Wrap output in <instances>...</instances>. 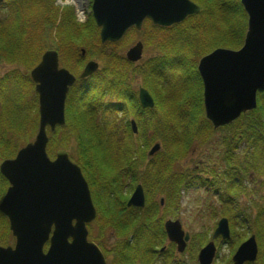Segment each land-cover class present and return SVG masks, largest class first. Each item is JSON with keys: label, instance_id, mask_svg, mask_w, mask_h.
I'll use <instances>...</instances> for the list:
<instances>
[{"label": "trees", "instance_id": "obj_1", "mask_svg": "<svg viewBox=\"0 0 264 264\" xmlns=\"http://www.w3.org/2000/svg\"><path fill=\"white\" fill-rule=\"evenodd\" d=\"M54 1L3 0L0 3V63L13 66L0 76V102L4 105L0 110V159L8 158L6 153L10 148L12 157L18 147L32 139L37 129V95L29 71L45 51L54 50L60 65L71 71L76 80L65 100V125L49 132L47 153L54 157L59 149L72 151L69 157L89 183L96 208V217L87 226L97 225L100 232L110 230L115 235V243L104 247L91 232L88 234V240H95L107 252L109 264H153L156 258H162L164 264H178L172 262V244L163 252L158 251L167 242L163 228L169 215L167 209L171 204L174 210L178 207L182 190L197 185L218 191V186L211 178L205 180L198 173L185 181L188 172L175 166L194 145H206L217 132L225 129L227 133L219 142L220 161L226 166V173L220 178L223 181L226 175L231 181L219 193V199L226 208L221 216L228 219L231 231L229 240L218 239L217 246L227 244L232 254L245 240V232L236 230V226L242 225L247 233L255 235L258 246L256 261L246 264H264V199L254 203L256 211L252 214L235 205L230 195L235 182H242L247 171H257L259 176L264 173V92L257 94L254 110L242 114L231 125L213 130L203 113L202 83L196 70L198 60L213 49L236 50L242 46L247 17L240 1L191 0L199 12L184 21L161 27L146 20L139 33L131 28L119 42L104 44L100 42L99 28L91 14L80 24L72 8L59 10ZM137 34H142L143 44L157 55L134 65L120 51ZM93 59L99 62L98 69L88 78L80 79L85 61ZM131 75L140 78L141 86L156 102L147 117L136 113L137 136L129 129L127 115H114V111L123 107L121 100L125 101V110L137 102ZM108 98L114 103H106ZM137 138L142 139L144 147L140 152L138 182L146 201L143 208L129 209L121 195L120 174L123 167L130 168L127 161L131 154L124 149L139 148L140 143L134 142ZM152 141H161L162 150L146 160V149ZM241 144L247 149L243 161L234 158ZM208 171L205 172L208 174ZM0 180L6 185L1 175ZM5 185H0V198ZM261 188L264 189V179ZM97 191L102 195L101 200L96 196ZM121 211L127 214L122 216ZM191 240L192 243L197 240L201 246L209 238L205 234ZM226 264H231L230 259Z\"/></svg>", "mask_w": 264, "mask_h": 264}, {"label": "water", "instance_id": "obj_2", "mask_svg": "<svg viewBox=\"0 0 264 264\" xmlns=\"http://www.w3.org/2000/svg\"><path fill=\"white\" fill-rule=\"evenodd\" d=\"M239 1L247 17L242 46L237 50L216 48L202 56L196 66L204 116L213 129L228 126L254 110L257 94L264 92V0ZM198 12L199 7L191 0H92L90 5L101 43L118 42L130 28L140 30L145 19L169 27ZM142 51L143 45L137 41L125 51V59L138 62ZM97 69L98 63L90 60L79 78H88ZM29 77L37 95L38 125L33 141L21 147L14 158L0 162V175L9 184L0 200V212L7 217L15 237L14 248L0 247V264H106L99 247L88 240L87 225L94 221L96 209L79 166L65 150H57L54 159L46 152L47 129L52 132L65 124L66 95L76 78L59 65L54 50L41 55ZM138 100L142 108L154 107L144 88H139ZM130 127L137 132L133 120ZM159 149V143L153 144L147 156ZM144 203L138 184L126 206L142 208ZM164 231L177 251L183 252L190 236L179 220H166ZM216 238L224 242L230 238L226 218L217 221L211 239L200 248L198 264L213 262ZM45 243L48 247L44 253ZM257 254L251 234L232 254L231 264L253 263Z\"/></svg>", "mask_w": 264, "mask_h": 264}, {"label": "rangeland", "instance_id": "obj_3", "mask_svg": "<svg viewBox=\"0 0 264 264\" xmlns=\"http://www.w3.org/2000/svg\"><path fill=\"white\" fill-rule=\"evenodd\" d=\"M2 1L3 0H0V3ZM90 5H91V3H89V0H86L85 6H84V10L83 11L80 10L81 12H79L77 4L72 3L69 0H61L60 2H58L57 0L54 1V6L57 7L59 10H63L64 8H67V7L72 8L73 11H74V15H75L76 21L78 23H80V24H84L86 22L87 18H88V15L91 14L90 13ZM0 12H1V10H0ZM0 15H1V13H0ZM145 21H143V23ZM143 23H142V26H143ZM142 26H141L140 30H136L138 33L142 30ZM125 36H126V34L122 38H124ZM141 36H142V34L135 35L134 36L135 39L133 40V42L130 45H128L125 48H123L120 51V53H122L123 56H124L125 51L130 46L134 45L137 41H140L142 43V45L144 46V49H143L144 52L142 53V59H146L149 55H151L152 54L151 49L149 47H146L143 44ZM102 44H104V43H102ZM58 58H59V56H58ZM88 61L89 60L85 61L84 65ZM93 61H96V60L93 59ZM96 62L98 63V66H99V62L98 61H96ZM130 63L135 65L136 62L135 63L134 62H130ZM59 65H60V63H59ZM12 68H13L12 65H9V64H6V63L5 64L4 63H0V76H2V74L4 72H6L7 70L8 71L12 70ZM69 72H71V71H69ZM81 72H82V70H81ZM29 73H30V71H29ZM75 78H76V76H75ZM131 80H132V82L134 84H138L140 78L139 77H135L134 78L131 75ZM4 94H7V96L10 95L9 92H5ZM154 103H155L154 104V109H155V107H156L155 100H154ZM3 107H4L3 103L0 102V110H3ZM131 108L132 107H130V105H128L126 110H124L122 112L121 111H114V115H116L117 117H121V114L123 116L127 115L128 117L129 116L133 117L134 120H135L136 112H134V110H132ZM64 110H65V108H64ZM203 113H204V111H203ZM64 116H65V119H66L65 112H64ZM134 123L136 125L137 132L133 133L132 130H131V133L134 136H137V134H138V126H137L136 122H134ZM37 125H38V121H37ZM211 127H212V125H211ZM223 127H225V126H223ZM55 129H56V127H55ZM212 129H213V127H212ZM217 129H219V128H217ZM217 129H213V130H217ZM36 131H37V129H36ZM36 131H35L32 139L29 142L33 141L34 136L36 134ZM49 132H51V131H49L47 129L48 138H49ZM8 133H9V136H11L10 132H8ZM226 133H227L226 129H225L224 132H222V131L221 132H217L214 135L213 139L209 143H207L206 145H202V146L201 145H194L195 147H193L192 150L189 151L186 154L185 158H183L182 160L177 162V164L175 166L176 168H178V170L179 169H185V171L188 172L187 177L185 176V181H186V179L188 180L192 174L194 175V174L198 173L201 176H203V178H206L205 180L209 181L210 178H211L212 181L214 180L215 184H217V186H218L217 187L218 191H214V189L206 190V188L201 187V186H197V185L192 186L191 188L182 190L180 192V194H179L178 201H177L178 207L174 210V207L171 204L169 206L170 208L167 209V212L169 213L168 218H170L171 220H176V219L179 220L183 231L184 232H188L189 236H190V239L187 242L186 247L183 250V252L181 254H179V255L177 254L182 260L185 261V264H198V262H197V254H198L200 248L203 247L207 243L206 242L203 245L199 246L196 243L197 240H195L192 243V240H191L192 237H194L196 235H205L206 234L208 236L209 240H210L211 236H212V233H213V231H214V229L216 227L217 221L220 218H226L224 216H221V212L223 211V209H226V208H224L221 205L220 199H219V195H220L219 193L231 181L229 179V177H227L226 175H225V180H223V181L221 180L222 176L226 173V166L223 163H221V161H220V155L222 153V149H221L222 147H221L219 141H220V137L222 135L226 134ZM134 142L135 143L136 142L140 143L139 151L142 153L143 150H144V147L141 145L142 144V139H138V138L134 139ZM27 143L28 142H26L25 144H27ZM151 143L152 144L146 149V151L150 150V148L155 143H159L160 144L159 151L162 150V142L161 141H155V142L152 141ZM24 145L18 147L17 150L20 149L21 147H23ZM62 150H65L67 152L68 156H70V154H72V151L70 149L69 150L68 149H62ZM9 151H12V149L10 148V150L9 149L7 150L6 154H7L8 158H10V156H11ZM46 152H47V148H46ZM246 152H247V149H245L244 145L241 144L239 146L238 150H237L236 157H234V158L235 159L237 158L238 160L243 161V159H244V157L246 155ZM14 155H15V153L13 154V156ZM47 155H48V153H47ZM48 157L50 159H54L55 156L51 157V156L48 155ZM146 158H147V152H146ZM5 159H7V158H5ZM69 159H70V157H69ZM2 160H4V158H1L0 162ZM256 161H257L258 164L261 163L259 161V159H257ZM256 169L258 170V167H256ZM207 170H210V171H208V174H207V172H205ZM140 172H141V170H140ZM257 174H258L257 171H253V172L252 171H247L244 174L245 177H242V179H241L242 182L236 181L235 184L233 185L234 187L235 186L237 187L238 185H240L241 188L237 189L235 187L233 192L230 193V195L233 198V203L235 205H241V207L244 208L245 212H250L252 214H254L255 211H256V207L254 206V203H260V201H263V199H264V189L261 188V182L264 179V173H263V175H260V176L257 175ZM212 175H214V176H212ZM236 175H237V173H236ZM233 177L237 178L235 176V173H233ZM0 185L4 186L5 184H4L3 181L1 182V180H0ZM6 187H7V183H6L5 187H4V191H5ZM132 190H134V189H132ZM0 191H2V190H0ZM4 191H3V193H4ZM130 193H131V190L130 191L129 190H125V193H123V190H121V195H122V197L124 199H126L129 196ZM144 197H146V196L144 195ZM159 198H160V194L157 195L156 199L159 200ZM162 203H163V200H162ZM162 203H161V206L163 208V204ZM144 205H145V203H144ZM230 207H232V206H230ZM171 213H173V214H171ZM229 224L230 223L228 221V225ZM1 226L2 225L0 224V227ZM242 227H244V226L238 225V226H236V230L239 231V232H243L244 231L245 232L244 239L246 240L252 233H247L245 227L244 228H242ZM87 229H88V234H89V232H91L93 238L96 239V241L103 243L104 247H110L111 245H113L115 243V239H114L115 235H114V233L112 231H110V230L104 231V229H103V232H100L101 230H100L99 226H97V225H93L92 228L87 226ZM230 229L231 228L229 227V230ZM102 233H103V236H102ZM218 239L219 238H216L214 240L215 246H217V244H218L217 243ZM91 241H93V240H91ZM96 241L94 240L93 242L97 245ZM168 241L169 240L167 239V242L164 243L166 248L170 246V243H169V246H167ZM189 242H191L190 245H189ZM158 251H159V248H158ZM173 252H174V250H173ZM173 252H171V253H173ZM232 254H231V248L227 244L220 245L219 247L217 246V250H216L215 255H218V257H217V259L214 258V260H213V262L211 264H226L228 259L231 258ZM104 258L106 260V264H109V259H110L109 255L108 254L107 255L104 254ZM153 264H158V261L153 260Z\"/></svg>", "mask_w": 264, "mask_h": 264}, {"label": "flooded vegetation", "instance_id": "obj_4", "mask_svg": "<svg viewBox=\"0 0 264 264\" xmlns=\"http://www.w3.org/2000/svg\"><path fill=\"white\" fill-rule=\"evenodd\" d=\"M91 1L92 0H89V3H91ZM145 20H148V19H145ZM144 20V21H145ZM217 48H220V47H217ZM143 49H144V46H143ZM216 49V48H215ZM214 50V49H213ZM144 52V50L142 51V53ZM210 53V52H209ZM208 54V53H207ZM157 55V52L156 51H152V54L151 55H149L146 59H142L141 58V60H139L138 62H136L135 64H137V63H140V62H143V61H147L148 59H151V58H153L154 56H156ZM124 57H125V54H124ZM83 70V69H82ZM6 72H8V70L6 71ZM6 72H4L3 74H2V76L3 75H5L6 74ZM1 76V77H2ZM132 84V87H133V89L135 90V92L137 93V102L136 103H134L133 102V104L131 105L130 104V107H132L131 109L132 110H134V112H136V113H138L139 115H141V116H145V117H147L149 114H148V110H152V109H154V107L153 108H142L141 106H140V103H139V100H138V90H139V88H143L142 86H141V84H140V80H139V83L138 84H134V83H131ZM146 90V89H145ZM149 93V92H148ZM152 97V96H151ZM153 99V98H152ZM112 101V103H114V101L112 100V99H107L106 100V103H110ZM154 101V100H153ZM121 103H122V105H123V107L120 109V111L122 112V111H124L125 110V108H124V104H125V101H123V100H121ZM136 104L139 106V108L141 109V110H143V111H140L138 108H137V106H136ZM155 104V103H154ZM121 117H123V115L121 114ZM128 119V121H129V123H128V125H129V129L131 130V127H130V121H134V122H136L135 120H134V118L133 117H128L127 118ZM19 150V149H18ZM17 150V151H18ZM125 151H129V153L131 154V156H129L128 157V163L130 164V168L128 169V170H126V167H123L122 168V170H121V174H120V183H119V187L121 188V190H123V193H125V190H131V193L129 194V196L125 199V201H124V205H125V207L126 208H138V207H134V206H126V203H127V200L129 199V197L131 196V194H132V192H133V190L132 189H135V187L138 185V184H140L139 182H138V180H139V177H140V170H141V156H140V151H139V148L138 147H130L129 149H127V148H125L124 149ZM16 151V152H17ZM149 151V150H148ZM148 151H146L147 153H148ZM157 153V152H156ZM155 153V154H156ZM16 154V153H15ZM155 154H153L151 157H148L147 156V158H146V160H149V159H151L152 157H154V155ZM15 156V155H14ZM14 156L13 157H10V158H7V159H12V158H14ZM73 162V161H72ZM75 163V162H74ZM185 170V169H184ZM184 176H185V173H184ZM5 180V179H4ZM86 180V179H85ZM6 181V180H5ZM86 182H87V180H86ZM6 183H7V187H8V182L6 181ZM87 184H88V188H89V191H90V195H91V189H90V185H89V183L87 182ZM133 185V186H132ZM7 187H6V189H7ZM6 189H5V191H6ZM5 191H4V193H5ZM4 193H3V195H4ZM2 195V196H3ZM2 196H1V198H2ZM96 196H97V198L99 199V200H101L102 199V195L97 191V194H96ZM1 198H0V200H1ZM91 199H92V196H91ZM163 200V199H162ZM93 202V201H92ZM160 204H161V201H160ZM163 204V203H162ZM94 205V204H93ZM95 207V206H94ZM96 209V208H95ZM127 214V212L126 211H121L120 212V215H122V216H124V215H126ZM168 219H170V218H167V219H165V221L166 220H168ZM164 221V222H165ZM164 222H163V228H164ZM0 224L2 225L1 227H0V247H2V248H6V247H11V248H14V245H15V237L12 235V233H11V231H10V229H9V221H8V219H7V217L6 216H4L1 212H0ZM165 232V231H164ZM166 234V233H165ZM166 239H167V236H166ZM89 241H91V240H89ZM93 242V241H92ZM169 243H170V245L172 244L173 245V247H174V252L173 253H171V257H173V260H172V262H177L178 264H185V261L184 260H182L178 255L179 254H181L182 252H178L177 251V249H176V244H174L173 242H170V241H168V244H167V246H169ZM47 247H48V244L47 243H45L44 245H43V252L45 253L46 252V250H47ZM100 249V248H99ZM166 249V247H165V245L164 246H162V247H160L159 248V252H163L164 250ZM101 250V252L103 253V255L105 254V255H107V252H104L102 249H100ZM176 252V253H175ZM178 254V255H177ZM156 261H158V264L160 263V264H164V261L162 260V258H156L155 259ZM106 261V260H105Z\"/></svg>", "mask_w": 264, "mask_h": 264}, {"label": "bare ground", "instance_id": "obj_5", "mask_svg": "<svg viewBox=\"0 0 264 264\" xmlns=\"http://www.w3.org/2000/svg\"><path fill=\"white\" fill-rule=\"evenodd\" d=\"M73 1L75 4H77L79 12L84 10L83 4L85 0H73Z\"/></svg>", "mask_w": 264, "mask_h": 264}, {"label": "built area", "instance_id": "obj_6", "mask_svg": "<svg viewBox=\"0 0 264 264\" xmlns=\"http://www.w3.org/2000/svg\"><path fill=\"white\" fill-rule=\"evenodd\" d=\"M58 2H60L61 0H57ZM70 2L74 3L73 0H69ZM86 0L84 1L83 7L85 6Z\"/></svg>", "mask_w": 264, "mask_h": 264}]
</instances>
